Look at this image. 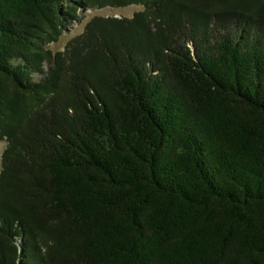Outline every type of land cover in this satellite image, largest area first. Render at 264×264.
Segmentation results:
<instances>
[{
    "label": "trees",
    "instance_id": "1",
    "mask_svg": "<svg viewBox=\"0 0 264 264\" xmlns=\"http://www.w3.org/2000/svg\"><path fill=\"white\" fill-rule=\"evenodd\" d=\"M0 140V264H264V0H0Z\"/></svg>",
    "mask_w": 264,
    "mask_h": 264
},
{
    "label": "rangeland",
    "instance_id": "2",
    "mask_svg": "<svg viewBox=\"0 0 264 264\" xmlns=\"http://www.w3.org/2000/svg\"><path fill=\"white\" fill-rule=\"evenodd\" d=\"M142 9V6L139 5H129L126 7H119V8H113V7H103L100 9L96 8H91L86 10L80 21L75 22L71 24L67 30L63 32V34L60 36L57 42L51 43L49 46L53 51H58L62 50L67 43L69 39L72 37L79 35L84 28L85 23L92 18L93 16H110V15H115V16H126L130 17L133 15L134 12ZM6 145L5 141L0 140V164H1V154ZM1 168V165H0Z\"/></svg>",
    "mask_w": 264,
    "mask_h": 264
}]
</instances>
